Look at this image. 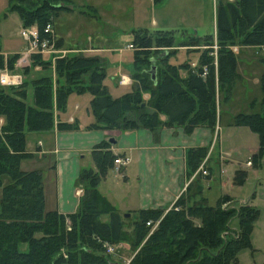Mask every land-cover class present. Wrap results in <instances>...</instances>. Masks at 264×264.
I'll return each instance as SVG.
<instances>
[{
	"label": "trees",
	"instance_id": "obj_1",
	"mask_svg": "<svg viewBox=\"0 0 264 264\" xmlns=\"http://www.w3.org/2000/svg\"><path fill=\"white\" fill-rule=\"evenodd\" d=\"M60 3L64 5L57 6ZM69 3L70 0H9V11L18 13L23 27L36 26L41 39L45 36L44 26L53 24L54 16L59 10H68ZM155 33L161 35L134 31L133 76L141 85L119 95H112L104 84L103 60L83 53L56 59L55 87L50 76L33 80L32 104L26 102V81L16 87L0 86V264H120L106 252L105 244L128 241L135 253L128 264H239L237 255L250 246V233L259 212L248 202L235 203L228 194L209 204L198 179L188 184L186 194L180 195L169 209H140L130 228H125L124 218L98 190L100 180L113 169L118 156L112 152L110 141L102 140L91 150L95 168L79 171L76 186L81 195L72 213L46 210L41 171L20 166L32 157L26 150L28 133L79 128L76 121L62 122L57 118L74 93L90 95L93 121L86 126L88 129L154 131L161 126H182L190 133L204 126L213 130L220 95L228 98L239 77L231 47L264 45V0H235L217 7L216 67L214 39L210 37L197 68L190 67L182 76L177 66L165 64L157 77L155 64L156 74L152 77L151 70L140 68L143 64L152 68L150 48L172 44L164 40L168 30ZM18 57L4 56L0 47V69L12 68ZM47 63L41 53L30 56L31 65ZM23 70L29 71L26 67ZM261 89L264 106V73ZM142 91L150 94L145 104ZM161 114L166 116L164 121ZM232 124L247 126L258 134L260 145L254 157L262 156L264 107L257 112L237 113ZM207 150H187L189 175L199 167ZM245 177L246 170L237 169L233 183L240 184ZM104 215L107 221L101 219Z\"/></svg>",
	"mask_w": 264,
	"mask_h": 264
},
{
	"label": "rangeland",
	"instance_id": "obj_2",
	"mask_svg": "<svg viewBox=\"0 0 264 264\" xmlns=\"http://www.w3.org/2000/svg\"><path fill=\"white\" fill-rule=\"evenodd\" d=\"M219 1L225 3L233 0ZM9 5V0H0V47L4 56L17 54L19 57L12 68L6 66L0 69V73H21L23 75L22 82L26 81L27 84L28 97L26 102L29 104L33 103L32 81L41 76H50L53 87H55L57 85V76L55 74L56 59L78 53L96 55L103 60V64L108 71L104 78V84L111 90V94L119 95L127 88L140 87L139 79L133 76L136 69L133 66V59L135 60L134 52L136 50L132 44L134 31L141 30L144 31L145 35L149 34V36L161 35V33L156 34V31H169V33L163 35L165 37L164 40L169 41V43L172 42L171 45L152 46L150 48L148 58L152 60V63H150L152 67L155 64L158 66L157 77L165 64L177 66L180 75H186L190 67L197 68L200 64V56L207 48L205 41L210 37L214 39V44L212 45L213 63L215 67L217 65L216 29H214L213 14L214 0H167L165 4L158 7V4L154 3L153 0H70V3L66 6L70 5L71 8L59 10L54 16L52 25H54L55 42L48 52L42 53L43 58L49 61L45 65L30 64L32 53H30L28 43L22 36L24 27L18 13L9 11ZM199 13L202 14V18L199 17ZM155 20L158 22L157 25L154 24ZM163 22H172L175 27H172V29L161 28L160 26ZM179 22L182 25H178ZM58 35L62 38V41L59 43L57 41L56 43V40H60L57 37ZM237 46L240 45L231 47L234 53ZM245 47H248L246 48L247 52L243 54L242 50L237 54L239 59L236 71L239 77L234 83L231 94L226 99L220 95L218 100V106L222 111L220 150L223 154L221 169L224 171L221 170L223 175L221 186L215 185L208 196L210 202L214 203L213 197L217 196L218 192L219 194L228 193V195L233 197L235 203L240 205L248 202L258 210V216L250 233V246L241 249L237 256L239 264H264V153L260 157L258 155L254 157L260 145L257 133L247 126L230 125L228 123L233 112L251 113L254 112L256 105L262 104L261 77L264 73V45ZM11 52L18 53L10 54ZM25 54H29V65L26 67L29 71L27 72H24L23 68L18 64ZM118 63H122L124 69L126 68L124 67L125 65H131L128 67L132 70L131 77L127 74L117 75L116 80L111 81L109 80L110 75H114L115 70L119 68ZM140 68L146 71L151 70L152 74V68L149 69V66L143 64ZM155 74L156 69L154 66V77ZM124 78H126V81L120 83V80ZM114 82L127 84V87L118 86L117 89H114ZM0 86L10 87L1 84ZM141 95L143 103H147L150 98L149 92L142 91ZM89 97L88 92L81 97L82 107L80 111H82L81 113H86L85 108L88 107V111L92 115ZM72 99L73 96L69 98L70 101ZM73 103L74 101L72 105ZM263 107L261 108L262 110ZM68 112L69 110L65 113V118H67ZM31 139L32 136L29 137V140ZM91 158L88 155L82 159V168L93 166ZM248 160L251 161L250 166H246ZM33 161L31 159L23 161L21 168H38L42 173L45 189L48 190L53 187V172L45 168L48 162L53 161V156L44 159L37 165ZM29 163L30 165H28ZM240 167L246 170L245 180L240 184H234V170ZM198 168L196 169L197 173ZM117 174L115 171L109 170L100 180L99 190L102 194L111 196V191L115 189L116 183L122 181ZM211 181L216 180L212 178ZM126 187L131 192V195L135 193L137 188L134 183L126 184ZM113 202L121 206V201L114 200ZM128 214V216L121 215L124 218L125 228H130L131 221L135 219V215ZM106 218H108L107 215L101 217L102 220ZM235 223L236 221H233V225ZM128 242H120L113 245L114 251L109 254L112 259L120 264H128L135 254L132 252L130 242ZM22 248L25 249V245Z\"/></svg>",
	"mask_w": 264,
	"mask_h": 264
},
{
	"label": "crops",
	"instance_id": "obj_3",
	"mask_svg": "<svg viewBox=\"0 0 264 264\" xmlns=\"http://www.w3.org/2000/svg\"><path fill=\"white\" fill-rule=\"evenodd\" d=\"M234 1L235 0L228 2ZM166 2L167 0L159 1L156 3L158 4L157 7L162 6ZM225 3L214 0V29H216L217 7ZM199 17L202 18L201 13H199ZM154 24L157 25L158 22L155 20ZM178 25L182 24L179 22ZM160 27L172 29V27L175 26L172 22H163ZM57 37L62 41L59 35ZM246 48L248 47L237 46L236 50H234L237 59V68L239 59L237 54L242 50L244 54L247 52ZM18 52H11L10 54ZM118 66L119 68L115 70L114 75H110L109 80H116L117 75L123 74H127L131 77L132 70L128 68L131 65H125V69L122 63H118ZM107 72L106 70V74ZM182 76H185V74ZM129 80L131 81V79ZM126 85L127 84H119L116 82L113 83L114 89H117L118 86L125 87ZM127 90L130 89L127 88ZM109 92L112 93L111 90H109ZM71 96H73V99L70 101L69 98ZM82 96L83 94H71L67 99L66 110L63 113H59L57 116L59 121L62 122L76 121L79 126L78 129L62 131L54 128L52 131L46 133L30 132L26 136V150L32 153V157L29 159L34 160V164L37 165L44 159L53 156V161L48 162L45 166V168L53 172L52 176L54 180V186L50 187L48 190L45 189L44 186L46 210H57L64 214L76 211L80 201V188L76 186V180L82 168L81 161L88 155L91 157V150L97 143L102 140L109 141V139H114L115 141L111 143L112 152L120 157H129L130 160L119 172L112 169L118 173V178L122 181L116 183L115 189L111 191V196L101 193L99 190L100 182L98 184V190L112 203L122 216L127 213L136 216L138 210L146 208L169 209L180 195L186 194V187L195 179L200 181L203 187L202 194L209 204H214L220 196L228 194H219L218 192V195L213 197L214 203L210 202L208 196L215 185L221 186V180L223 179V175L221 174V170H223L221 169L223 154L220 150V122L222 111L218 105L217 123L213 130L208 127L197 126L190 133H186L182 126H161L154 131L145 128L109 131L86 128V126L93 121V116L89 113L88 107L85 108L86 113H81ZM73 101L74 103L72 105ZM262 105L263 104L260 103L256 105V107L254 106V112L261 111ZM68 110V116L65 118V113H67ZM237 113L239 112H233L228 122L230 125L232 124L233 116ZM160 118L164 121L166 116L161 114ZM30 136H32L31 140H29ZM197 147H205L208 149L207 155L202 161H205V168L207 170L206 177H204L203 174L198 175L196 171L191 175L188 174L186 163L187 150ZM28 165H30V163ZM91 168H95L94 162ZM31 169L38 168H28L24 170ZM237 169L242 168H236L234 172ZM212 178L216 181H211ZM128 183H134L137 186L133 195H131V192H129V189L126 187ZM114 200L121 201V206L114 203ZM107 220L108 218L104 221Z\"/></svg>",
	"mask_w": 264,
	"mask_h": 264
},
{
	"label": "built area",
	"instance_id": "obj_4",
	"mask_svg": "<svg viewBox=\"0 0 264 264\" xmlns=\"http://www.w3.org/2000/svg\"><path fill=\"white\" fill-rule=\"evenodd\" d=\"M43 34L45 35L43 38L40 39V33L36 26L24 27L22 29V36L26 40L29 46L30 53H44L48 52L51 47H53L55 38H54V30L52 23H47L43 28ZM29 53V54H30ZM28 54V55H29ZM27 54L21 59L18 63L20 67L25 68L29 65V57ZM206 69H203L202 75H205ZM23 75L21 73H0V84L6 86H18L22 83ZM126 78L120 80V83H124ZM129 157H120L117 156L114 159L113 169L116 172L125 166L129 162ZM205 162V161H204ZM204 162L201 163L200 167L198 168V172L205 175L207 174V170L205 168ZM251 161L248 160L246 162V166H250ZM105 249L107 253H112L114 251L113 245L105 244Z\"/></svg>",
	"mask_w": 264,
	"mask_h": 264
},
{
	"label": "water",
	"instance_id": "obj_5",
	"mask_svg": "<svg viewBox=\"0 0 264 264\" xmlns=\"http://www.w3.org/2000/svg\"><path fill=\"white\" fill-rule=\"evenodd\" d=\"M64 4L63 3H60V4H58L57 6H63ZM68 7L69 8H71V6L70 5H68ZM152 77H154V66L152 67ZM109 141L111 142V143H114L115 141H114V139H109ZM129 214L127 213V214H125V216H128Z\"/></svg>",
	"mask_w": 264,
	"mask_h": 264
}]
</instances>
